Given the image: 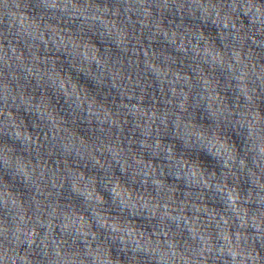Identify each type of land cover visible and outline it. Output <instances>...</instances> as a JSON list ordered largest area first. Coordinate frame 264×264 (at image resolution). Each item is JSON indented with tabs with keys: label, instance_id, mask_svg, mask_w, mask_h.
Instances as JSON below:
<instances>
[{
	"label": "clouds",
	"instance_id": "obj_1",
	"mask_svg": "<svg viewBox=\"0 0 264 264\" xmlns=\"http://www.w3.org/2000/svg\"><path fill=\"white\" fill-rule=\"evenodd\" d=\"M0 264H264V0H0Z\"/></svg>",
	"mask_w": 264,
	"mask_h": 264
}]
</instances>
